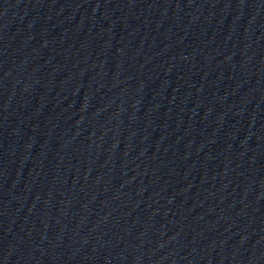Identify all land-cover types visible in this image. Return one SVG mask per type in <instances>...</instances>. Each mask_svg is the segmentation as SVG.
I'll return each mask as SVG.
<instances>
[{
  "label": "water",
  "instance_id": "water-1",
  "mask_svg": "<svg viewBox=\"0 0 264 264\" xmlns=\"http://www.w3.org/2000/svg\"><path fill=\"white\" fill-rule=\"evenodd\" d=\"M0 264H264V0H0Z\"/></svg>",
  "mask_w": 264,
  "mask_h": 264
}]
</instances>
